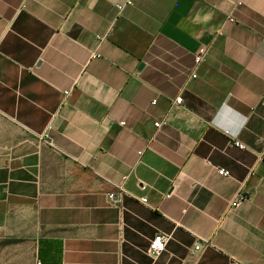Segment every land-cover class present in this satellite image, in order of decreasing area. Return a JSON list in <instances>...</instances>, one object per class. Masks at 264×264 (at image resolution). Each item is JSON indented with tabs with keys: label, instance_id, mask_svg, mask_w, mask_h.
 I'll return each mask as SVG.
<instances>
[{
	"label": "crops",
	"instance_id": "1",
	"mask_svg": "<svg viewBox=\"0 0 264 264\" xmlns=\"http://www.w3.org/2000/svg\"><path fill=\"white\" fill-rule=\"evenodd\" d=\"M0 233L40 264H264V0H0Z\"/></svg>",
	"mask_w": 264,
	"mask_h": 264
},
{
	"label": "built area",
	"instance_id": "2",
	"mask_svg": "<svg viewBox=\"0 0 264 264\" xmlns=\"http://www.w3.org/2000/svg\"><path fill=\"white\" fill-rule=\"evenodd\" d=\"M117 9H121L122 6L121 5H117L115 6ZM203 56H204V52L203 51H199L197 54H195L194 56V63L196 65H198L199 63L203 62ZM91 58H95L94 55L91 56ZM194 78V76H193ZM65 94L67 95V92H65ZM181 100L182 98L181 97H177L174 99V101L171 103V106L173 105H179L181 103ZM156 101L153 100L151 102L152 105H155ZM166 122L165 121H157L154 123V127L155 128H158L162 125H165ZM121 125H123V123H121ZM49 129V128H48ZM225 134H228L227 131L224 132ZM45 138H47V135L45 134L44 135ZM231 144L239 149H243L244 146L242 144H240L237 140H231ZM141 153L139 152L138 155H140ZM217 174L219 176H222V177H228L229 176V173L226 171V170H223V169H218L217 170ZM127 179V177H123L122 178V181H125ZM140 189L141 190H146L147 186H145L144 184L140 183ZM117 191L118 192H114V193H109L107 194V198L108 200L110 201H113L115 199V197L118 195L117 193L121 194L122 191L120 189V187H117ZM171 196V193H168V194H165V198H170ZM245 195H239V197L232 201L231 202V207H236L241 201H243L245 199ZM140 201L141 203L143 204H146L147 203V199L145 196L141 197L140 198ZM168 241V236H165V235H159V236H156L155 238H153L150 243H149V248H148V254L155 258L157 256H159L163 251H164V248H165V243ZM199 250H201V246L200 245H197L194 247V251L195 252H198ZM36 264H40L39 262H36Z\"/></svg>",
	"mask_w": 264,
	"mask_h": 264
},
{
	"label": "rangeland",
	"instance_id": "3",
	"mask_svg": "<svg viewBox=\"0 0 264 264\" xmlns=\"http://www.w3.org/2000/svg\"><path fill=\"white\" fill-rule=\"evenodd\" d=\"M35 244L0 233V264H36Z\"/></svg>",
	"mask_w": 264,
	"mask_h": 264
}]
</instances>
